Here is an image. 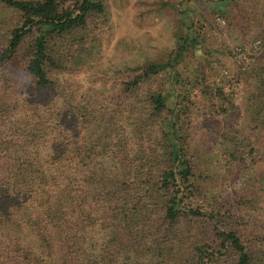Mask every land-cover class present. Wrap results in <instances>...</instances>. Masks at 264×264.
Segmentation results:
<instances>
[{
    "label": "trees",
    "instance_id": "16d2710c",
    "mask_svg": "<svg viewBox=\"0 0 264 264\" xmlns=\"http://www.w3.org/2000/svg\"><path fill=\"white\" fill-rule=\"evenodd\" d=\"M0 6L16 14L0 20V72L14 66L0 75V264H264V221L251 237L198 204L189 111L168 108L160 68L129 69L117 102L52 76L99 45L101 0ZM258 84L248 111L263 126ZM224 140L243 162V134Z\"/></svg>",
    "mask_w": 264,
    "mask_h": 264
},
{
    "label": "rangeland",
    "instance_id": "374dc122",
    "mask_svg": "<svg viewBox=\"0 0 264 264\" xmlns=\"http://www.w3.org/2000/svg\"><path fill=\"white\" fill-rule=\"evenodd\" d=\"M101 1L105 20L91 24L99 45L77 58L70 72H53L54 79L76 85L85 95L105 92L106 101L117 102L125 94L121 83L129 69L160 68L168 108L176 112L180 105L189 111L198 204L230 210L244 234L259 236L264 125L252 118L248 99L258 90L259 77L264 79V0ZM15 15L0 6V20ZM13 67L0 75L9 77ZM181 119L186 123L188 117ZM233 131L252 146L243 162L233 159L224 140ZM100 233L99 228L90 231L92 248ZM119 262L125 264L120 257L111 264Z\"/></svg>",
    "mask_w": 264,
    "mask_h": 264
},
{
    "label": "built area",
    "instance_id": "2783aa9c",
    "mask_svg": "<svg viewBox=\"0 0 264 264\" xmlns=\"http://www.w3.org/2000/svg\"><path fill=\"white\" fill-rule=\"evenodd\" d=\"M257 46H258V41L256 43H254V47L256 48Z\"/></svg>",
    "mask_w": 264,
    "mask_h": 264
}]
</instances>
